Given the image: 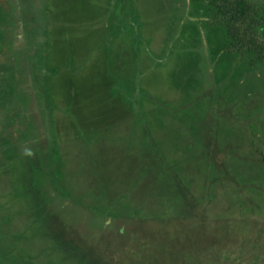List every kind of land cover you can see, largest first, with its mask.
Wrapping results in <instances>:
<instances>
[{
    "label": "rangeland",
    "instance_id": "374dc122",
    "mask_svg": "<svg viewBox=\"0 0 264 264\" xmlns=\"http://www.w3.org/2000/svg\"><path fill=\"white\" fill-rule=\"evenodd\" d=\"M213 13L0 0V264H264V64Z\"/></svg>",
    "mask_w": 264,
    "mask_h": 264
},
{
    "label": "trees",
    "instance_id": "16d2710c",
    "mask_svg": "<svg viewBox=\"0 0 264 264\" xmlns=\"http://www.w3.org/2000/svg\"><path fill=\"white\" fill-rule=\"evenodd\" d=\"M211 4L214 13L210 24L226 28L228 37L232 39L230 50L254 54L256 60H253V63L264 64V42L260 41L257 33L253 32L249 25L255 23L254 18L262 13L264 6L252 0H211Z\"/></svg>",
    "mask_w": 264,
    "mask_h": 264
},
{
    "label": "flooded vegetation",
    "instance_id": "af4514ba",
    "mask_svg": "<svg viewBox=\"0 0 264 264\" xmlns=\"http://www.w3.org/2000/svg\"><path fill=\"white\" fill-rule=\"evenodd\" d=\"M257 2V1H256ZM259 4L263 7L264 6V4H261L260 2H259ZM260 7V6H259ZM261 8V7H260ZM262 13H260V15H259V17H263V20H264V8H262Z\"/></svg>",
    "mask_w": 264,
    "mask_h": 264
}]
</instances>
